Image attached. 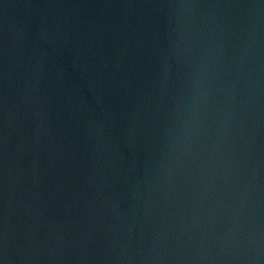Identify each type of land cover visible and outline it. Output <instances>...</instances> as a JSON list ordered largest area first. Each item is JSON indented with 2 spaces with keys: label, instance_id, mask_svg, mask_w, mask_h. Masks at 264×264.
<instances>
[{
  "label": "water",
  "instance_id": "water-1",
  "mask_svg": "<svg viewBox=\"0 0 264 264\" xmlns=\"http://www.w3.org/2000/svg\"><path fill=\"white\" fill-rule=\"evenodd\" d=\"M0 264H264V0H0Z\"/></svg>",
  "mask_w": 264,
  "mask_h": 264
}]
</instances>
